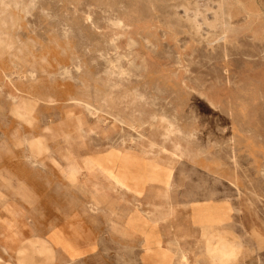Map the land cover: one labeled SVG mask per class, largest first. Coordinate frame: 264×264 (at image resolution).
I'll return each mask as SVG.
<instances>
[{
    "label": "rangeland",
    "instance_id": "obj_1",
    "mask_svg": "<svg viewBox=\"0 0 264 264\" xmlns=\"http://www.w3.org/2000/svg\"><path fill=\"white\" fill-rule=\"evenodd\" d=\"M42 195L83 264H264V0H0V208Z\"/></svg>",
    "mask_w": 264,
    "mask_h": 264
},
{
    "label": "crops",
    "instance_id": "obj_2",
    "mask_svg": "<svg viewBox=\"0 0 264 264\" xmlns=\"http://www.w3.org/2000/svg\"><path fill=\"white\" fill-rule=\"evenodd\" d=\"M62 200L51 195L17 196L9 199L7 208H0V264H66L67 258L74 259V264H83L85 258L93 260V250L83 244L81 236H68L60 217L53 218L50 212L47 215L34 212L37 206L51 207L57 202L60 205ZM36 226H41V230ZM67 242H73L70 255Z\"/></svg>",
    "mask_w": 264,
    "mask_h": 264
},
{
    "label": "bare ground",
    "instance_id": "obj_3",
    "mask_svg": "<svg viewBox=\"0 0 264 264\" xmlns=\"http://www.w3.org/2000/svg\"><path fill=\"white\" fill-rule=\"evenodd\" d=\"M116 180H117V179H116ZM116 183H117L118 185H121L119 181H116ZM183 257H184V259H185V256H183Z\"/></svg>",
    "mask_w": 264,
    "mask_h": 264
}]
</instances>
